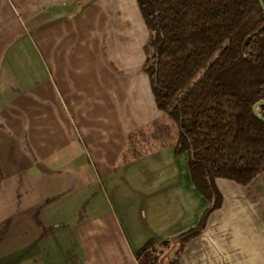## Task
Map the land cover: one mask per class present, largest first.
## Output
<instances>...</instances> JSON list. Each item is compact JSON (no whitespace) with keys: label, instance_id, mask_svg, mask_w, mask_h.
Masks as SVG:
<instances>
[{"label":"crops","instance_id":"obj_1","mask_svg":"<svg viewBox=\"0 0 264 264\" xmlns=\"http://www.w3.org/2000/svg\"><path fill=\"white\" fill-rule=\"evenodd\" d=\"M149 36L137 0H0V264H143L199 226ZM216 184L179 264H264V173Z\"/></svg>","mask_w":264,"mask_h":264},{"label":"trees","instance_id":"obj_2","mask_svg":"<svg viewBox=\"0 0 264 264\" xmlns=\"http://www.w3.org/2000/svg\"><path fill=\"white\" fill-rule=\"evenodd\" d=\"M137 2L157 107L177 127L176 156L188 154L192 181L210 204L177 240L170 264H179L184 245L222 206L216 180L247 185L264 173V121L254 114L264 102V11L258 0ZM258 114L264 119V106Z\"/></svg>","mask_w":264,"mask_h":264},{"label":"rangeland","instance_id":"obj_3","mask_svg":"<svg viewBox=\"0 0 264 264\" xmlns=\"http://www.w3.org/2000/svg\"><path fill=\"white\" fill-rule=\"evenodd\" d=\"M202 73L200 75H202ZM159 247L160 248L157 249H155V247H148V251L146 253L145 251L141 253V263L151 264L152 262H155L154 264H170V261L175 257L174 254H176L177 248L175 249V246L173 245Z\"/></svg>","mask_w":264,"mask_h":264},{"label":"water","instance_id":"obj_4","mask_svg":"<svg viewBox=\"0 0 264 264\" xmlns=\"http://www.w3.org/2000/svg\"><path fill=\"white\" fill-rule=\"evenodd\" d=\"M260 3V6L262 7L263 11H264V0H258ZM264 106V102L258 103L255 105L254 107V114L256 115V117H258L260 120L264 121V119L258 114V108Z\"/></svg>","mask_w":264,"mask_h":264}]
</instances>
